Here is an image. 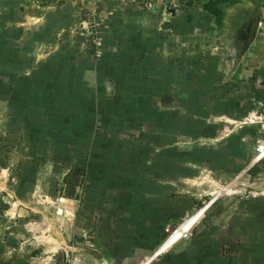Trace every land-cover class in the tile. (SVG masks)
Here are the masks:
<instances>
[{
    "label": "rangeland",
    "instance_id": "rangeland-1",
    "mask_svg": "<svg viewBox=\"0 0 264 264\" xmlns=\"http://www.w3.org/2000/svg\"><path fill=\"white\" fill-rule=\"evenodd\" d=\"M27 1L0 0V264L18 247L37 260L35 248L71 247L73 264L88 262L80 250L100 251L94 254L101 264H137L192 216L201 215L188 237L163 254L194 229H207L214 215L223 225L225 212L231 245L240 244L239 210L254 214L249 200L264 199V173L229 180L213 171L211 140L201 138L207 125L185 117L198 96L187 71L179 97L176 85L150 97L142 77L120 76L127 60L108 61L103 44L94 42L96 32L103 38L106 31L101 8L89 6L60 28L48 26L47 11ZM161 14H146L152 35L163 29ZM175 48L166 53L175 56ZM248 126L255 158L264 123ZM173 150L182 155L180 166Z\"/></svg>",
    "mask_w": 264,
    "mask_h": 264
},
{
    "label": "crops",
    "instance_id": "crops-1",
    "mask_svg": "<svg viewBox=\"0 0 264 264\" xmlns=\"http://www.w3.org/2000/svg\"><path fill=\"white\" fill-rule=\"evenodd\" d=\"M24 2L25 5L29 4L27 0ZM33 2L47 11L43 21L48 26L54 24L60 28L70 26L77 20L79 11L89 7L87 0ZM210 2L211 0H104L99 6L107 16V23L103 26L106 31H102L104 56L113 63L127 60L128 63L120 65V76L131 77L133 74L135 78L142 77V90L149 92L150 97H155L157 92L161 97L164 90L166 95L171 85H176V96L179 97L185 91L184 86L187 88L184 74L191 76L192 81L188 80V84H191L190 89L193 93H198V96L192 100L194 110L185 117L198 125H207V131L201 138L208 136L211 140L209 152L214 164L213 171L220 173L221 179L229 180L243 178L248 174L262 176V161L255 162L254 149L249 144L251 125L241 123L253 113L264 114V0L219 1L217 6L225 14L222 21L224 28H220L213 15L215 6ZM169 5L177 7L174 14L167 11ZM226 5L227 10H223L222 6ZM158 9L162 13L161 24L165 30L159 29L160 32L155 31V35H152V22L147 19L146 23L145 17ZM236 11L238 19L235 30L230 31L226 29L227 20L235 16ZM109 29L112 30L107 31ZM219 29L224 31V37L216 35ZM167 46L176 47L175 56L166 53ZM185 46L190 47L185 49ZM185 50L186 58L183 57ZM184 60L190 63H185ZM135 63H138V72L133 70L136 68ZM184 70L187 72L184 73ZM205 92L206 98L201 96ZM201 97L204 99H200ZM143 108H147L146 104ZM171 134L177 136V133ZM258 135V140H264V133L259 132ZM187 138L191 139L190 136ZM174 152L175 161H180V166L184 163L182 155L179 150H173L172 154ZM159 167L162 169L163 166ZM253 169L257 170L251 173ZM255 182L258 184V181ZM259 184L263 185V181ZM249 201L255 205L254 214L240 207V227L234 231L235 237L240 238V244L231 245V219L225 212L223 225L220 223L222 220L216 222L220 214L214 215L207 229H194L189 240L175 245L171 252L161 255L152 264H264V199ZM227 203L228 201L224 202V205H228ZM239 204L247 206L248 202L240 199ZM200 216H192L179 226L165 247L182 237ZM172 221L178 223L180 218L175 217ZM35 249L37 250L33 251L38 254L36 257L41 256L38 260L33 259V256L24 257L23 251L18 247L4 264H73V251H77L71 247L53 251ZM153 251L143 254L136 263ZM79 253L86 254L88 262L85 264H101L102 257L94 254L100 251L80 250ZM107 262L111 264L109 260Z\"/></svg>",
    "mask_w": 264,
    "mask_h": 264
},
{
    "label": "built area",
    "instance_id": "built-area-1",
    "mask_svg": "<svg viewBox=\"0 0 264 264\" xmlns=\"http://www.w3.org/2000/svg\"><path fill=\"white\" fill-rule=\"evenodd\" d=\"M88 1V5L91 7V9L93 10V12L96 11V9L98 10L100 4L104 1V0H87ZM102 37L100 36L99 32H96V36L94 38V42L96 43L97 47H101L103 42H102ZM259 123H264V114H257V113H253L251 115H249L247 118H245L243 120V122L241 123V125H248V124H259ZM264 159V144L259 143L256 149V155H255V162H259L262 161ZM175 230L169 231V235L168 237L165 239V241L161 244V246L159 248L156 249V251L151 255V256H146L144 258V260H142L140 263L138 264H152L153 261H155L159 256H161L164 252H166V250H168L170 247H172L174 245V243L177 241H175L173 244H171L168 247L166 246V242L168 241V239L174 234ZM188 231L186 233H184V235L181 238H187L188 237Z\"/></svg>",
    "mask_w": 264,
    "mask_h": 264
},
{
    "label": "trees",
    "instance_id": "trees-1",
    "mask_svg": "<svg viewBox=\"0 0 264 264\" xmlns=\"http://www.w3.org/2000/svg\"><path fill=\"white\" fill-rule=\"evenodd\" d=\"M219 1L222 2V1H227V0H214V3H213V0H211L210 3H211V5L215 6V11H213V15L217 18V21L220 24L219 25L220 28H224V27H222L223 26L222 25V23H223L222 21L224 20L225 14L223 12H221L220 11L221 9L218 8V6H217ZM237 15H238V12L236 11V15L231 17L229 20H227L228 25L226 26V29H229L230 31H234L235 30V22L238 19ZM254 170H257V169H253L251 171V173H253Z\"/></svg>",
    "mask_w": 264,
    "mask_h": 264
},
{
    "label": "water",
    "instance_id": "water-1",
    "mask_svg": "<svg viewBox=\"0 0 264 264\" xmlns=\"http://www.w3.org/2000/svg\"><path fill=\"white\" fill-rule=\"evenodd\" d=\"M177 10V7L174 5H169L167 11L174 14ZM103 264H107V262L103 259Z\"/></svg>",
    "mask_w": 264,
    "mask_h": 264
}]
</instances>
